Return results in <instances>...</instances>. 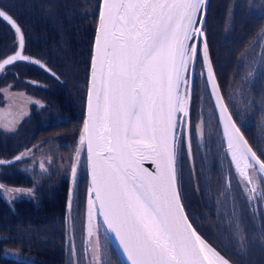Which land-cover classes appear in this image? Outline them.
<instances>
[{
    "label": "snow or ice",
    "instance_id": "obj_1",
    "mask_svg": "<svg viewBox=\"0 0 264 264\" xmlns=\"http://www.w3.org/2000/svg\"><path fill=\"white\" fill-rule=\"evenodd\" d=\"M206 12V0H100L86 118L71 174L75 184L86 145L89 223L95 210L130 264H230L193 228L182 203L178 162L185 146L191 158L192 133L189 129L186 139L188 121L183 118L189 115L185 108L190 99L185 76L189 62L193 75L197 59L206 69L201 75L216 96L239 176L245 177L255 165L264 172V161L232 117L225 116L228 109L216 95L219 85L206 38L202 48L197 46L204 37ZM0 18L15 30L23 49L21 27L2 9ZM28 59L16 51L3 59L0 69ZM201 128L197 125L196 132ZM145 161L154 170L144 167ZM40 167L44 169V164Z\"/></svg>",
    "mask_w": 264,
    "mask_h": 264
},
{
    "label": "rangeland",
    "instance_id": "obj_2",
    "mask_svg": "<svg viewBox=\"0 0 264 264\" xmlns=\"http://www.w3.org/2000/svg\"><path fill=\"white\" fill-rule=\"evenodd\" d=\"M11 1L15 2L16 0ZM6 2L7 0H0V8L4 7ZM210 2L211 0L209 1V4ZM214 3L215 4L213 12L210 19L211 31L208 28L204 29L205 34L203 37V41L206 38L207 42V33L212 32V39L210 42L213 43V46L210 49L208 42L207 46L211 63L214 67V70L216 71L215 74L218 75L217 79L220 85L221 94L224 97L225 104L226 106H228L231 116L234 118L237 126L242 129L243 134L245 138H247L249 144L251 143L250 145L255 148L254 151L257 152L258 149L259 154L264 158V155L262 154V151L264 149V88H262V86H259L258 90H262L263 93H259L260 90L257 93V90H255L256 95H253L250 99V96L248 94H242L241 82L244 80V75L242 73L243 71L238 72L235 70L234 72L232 69L235 58V53L233 52V50L237 53L242 51V53L245 54V57H248L250 55V51H248L247 49H253L256 43L257 34L261 32L262 28H264V0H214ZM208 11L204 18L205 27ZM223 11L227 13L225 16V20H223L222 18L221 30H218L214 26V15H218ZM234 16L235 18L240 19L237 25L241 28L244 26H256L259 30L256 35L253 34V37L250 38L249 35L243 34L246 36L243 42L233 39L234 45L231 46L229 41L226 40V38L228 37L227 31L223 29L224 27L226 28L228 25H230V19H233ZM199 41L200 42L198 43V48H202L203 42L200 39ZM192 42L193 41H189L190 44ZM195 64L196 68L194 71V79L192 82L193 87L189 93L190 99L185 101V108L189 111V115L187 117H183L188 121V124L185 128L190 129L192 133L190 138L191 158H189L187 146H185L182 150V155L178 162V175L180 178L181 197L183 205H185L187 215L191 217L194 227H196L199 235L203 237V239L210 247L219 252L222 256L229 260L230 264H232V259L230 260V258H233V255H231L232 244L239 247V239L242 235V230L240 231L239 227H236V225H234L235 220L233 219V211H225L226 204L223 201L222 197L224 194L223 187L219 186V188L217 189H212L213 196L211 197L212 199L209 200L208 204H210L213 209L209 210V212H202V210H205V205L207 207V204L204 205V203H206L207 201V197L202 193L203 184L201 182L212 181L213 177H215V166L221 167L220 165H222V167H228L227 169L232 173H234L235 171L226 152L224 139H222L221 129L219 128L218 117L214 112V108L212 107L210 98L206 95V92V97L203 96V84L206 79L201 75V73L204 72V65L200 59H197ZM191 65V62H189V70L185 73L186 78H189V80V71L191 69ZM245 84L253 92L252 85L249 83V80H247ZM226 88H228L227 91ZM80 92V89H78L77 100H75L74 104L72 105L74 109L71 113L73 114H71L70 112H64V114H62L63 121H67L71 117H73V121H71L69 124H65L64 129L63 127H61L56 131H50V133L60 132L64 137H66L71 134V132L77 129L75 145L69 143V147H67L66 144L68 139H66V142L64 143L63 140L65 138H53L52 136H49L50 133L43 134L41 139L33 141L34 143L32 145L29 142V140L32 139L29 132H32L34 127H32L31 125L35 123L37 117H35L33 123L30 122V126L27 123L23 125V127L21 128V134L9 135L13 130L18 129L19 126H12L11 121L16 113H9V109L7 108L3 115H0V152L2 151L3 153L4 150L12 151L15 149H19V145H22L23 143L24 146L22 147V149L31 148L32 150L31 153L27 154V156L32 160V163L27 167V171L34 174L36 181L43 180L45 173L49 174L55 171H57L59 177H66L68 190L66 197L67 218L65 220L69 224L70 217L72 216L73 218L82 221V245L80 246L79 251L80 253H82L80 255H82L83 257L81 258L80 264H117V261L115 259L113 260V257L103 250L102 241L107 242V244L109 241L94 211L91 223L92 232L89 238H87L85 232L88 222L87 201L89 190L85 147L80 154V163L77 167L75 184H73L72 180L71 167L76 162V149L79 147V136L83 128L86 113L85 107H83L87 93L86 86L84 88V93L80 94ZM183 94L184 88L182 87V95ZM248 100L254 101L258 105L253 104L252 107V104ZM81 106L82 109L84 108L83 116ZM32 108H34L35 110L34 106H32ZM32 112L33 109H31L29 113L30 116ZM37 113L38 111H36L35 114ZM179 115L182 114H178V116ZM46 117L47 116L43 115L42 117H39V120L43 121V119H45ZM2 118L3 122L1 121ZM197 125L202 126L200 133L196 132ZM25 128L28 129L25 130ZM4 130L6 131L5 135L3 134ZM186 135L187 133L185 130V136ZM51 138L56 140L51 141ZM25 146L28 147L25 148ZM200 149L203 150V152L200 151ZM34 151L35 153L33 155ZM16 153L17 151H13L11 155L4 154V156L6 158H12ZM41 163L44 164V169L46 170L41 169ZM225 163L227 164V166L225 165ZM18 166L19 164L8 165V169L17 168ZM252 170L257 174L256 170ZM224 171H226V169H224ZM220 179L221 176L219 174L218 180L216 182H219ZM17 180L21 181L19 177H17ZM235 180L237 181L236 176ZM39 184L41 186L40 182ZM238 186L241 190L239 183ZM61 187V184L54 186V184H49V182H46V184L41 186L42 191L38 193L35 192V194H33L28 189H26V192L20 195L14 194V196H12L8 193L7 197H12L13 199L11 202L9 201L11 205H7L12 207L14 205V199H17V201L30 199L37 202H39V200L46 196H55L56 199L57 195L54 194L57 191L59 192L61 190ZM259 188L262 192L264 191V181H260L258 190ZM60 194L63 193L61 192ZM70 197L71 207H69ZM3 203H5V200H0V218L2 216V213H4V210H2ZM4 208L5 211L9 210L5 206V204ZM9 212L12 213L14 217H21V215H18V213H16L18 212L17 210H14V212L9 210ZM238 231H240V233ZM9 233L10 236L14 237L23 235V232ZM74 240L77 242V239L75 237ZM104 244V247L106 249L107 245L106 243ZM29 245H32L34 247L38 246L37 244ZM71 246L73 247V244ZM76 250L78 251V249ZM226 251H228L229 253H226ZM74 252H72V254L76 259L77 255H74ZM21 255H23V253H21ZM25 256L28 255L26 254ZM69 261L72 262L71 257ZM78 261L79 259L77 258L75 264H77ZM258 264L263 263L260 261Z\"/></svg>",
    "mask_w": 264,
    "mask_h": 264
},
{
    "label": "trees",
    "instance_id": "obj_3",
    "mask_svg": "<svg viewBox=\"0 0 264 264\" xmlns=\"http://www.w3.org/2000/svg\"><path fill=\"white\" fill-rule=\"evenodd\" d=\"M20 2L23 3V13H20L18 10ZM99 2L100 0H16L15 2L9 0V5H14V7H16L15 18L17 19L18 25L20 26L22 21L25 20L27 28L30 30V33L26 37L27 44L25 46V53L29 55V53H32L30 50L31 48L38 47L39 53H33L40 54L43 51L44 53L41 56L51 60L55 70H57L59 62L62 59L66 60L67 65L65 73L70 77L72 76V70L76 72L75 68L81 65L82 58L85 59V61H88L89 64L88 57H90V46L92 45L94 38L93 35L98 17L97 13L99 10ZM214 4V0H211L208 7L209 11L206 17V27H204V29H210V19ZM1 9L3 10V7ZM226 13L227 12L223 11L218 15H214V26L218 30H221L222 18L225 20ZM239 21L240 19L235 18L234 16L233 19H230V25H228L226 28L224 27L223 29L227 31L228 37L226 40L229 41L231 46L234 45L233 39L242 42L240 37L243 34L249 35L250 38L253 37V34L256 35L259 30L256 26H244L241 28L237 25ZM39 28L45 29L47 32L41 30L36 32L32 31ZM260 35L264 36V28L261 30ZM243 36L245 37V35ZM211 39L212 32L207 33V42L210 49L213 46V43L210 42ZM11 40L14 42L13 38H11ZM5 42L6 40L0 39V58L4 56L3 53H6L5 51H1ZM233 52L235 53V58L232 69L234 72L235 70L238 72L243 71L242 73L244 75V80L241 82L242 94H248L251 99L253 95H256L255 90H257V93L260 90H258V84L260 80L258 77L260 73L264 74V64L261 63L256 69H254L255 64L252 66L249 62V59L245 60L242 51L237 53L233 50ZM71 60L74 66L72 70H70V67H68ZM24 68L25 67L23 66H20L19 69L16 68V72H18V76L20 78L29 75L27 72H22ZM245 68H247L246 72L248 74L252 73L251 78H246L247 73L245 74ZM10 78H13V76L8 75L2 78V84L4 87L9 84L8 81ZM14 79L15 78L12 80ZM247 80H249L251 85L256 87L258 86V88L255 89L252 86V92L245 84ZM204 90L208 96L206 85H204ZM259 93H263L262 90H260ZM203 96H205V94ZM56 101L61 107L64 106L63 100L61 98H58ZM248 101L252 104V107L253 104L258 105L254 101ZM23 146V143L22 145H19V150H22ZM28 146H25V148ZM257 154L260 159L264 160L263 156L260 155L259 152ZM262 154L264 155V149ZM214 168V181L216 182L218 180L219 174L221 179L215 184L212 183V181L204 182L202 180L205 185L202 187V193L207 197V201L204 203V205L207 204V207L205 205V210H202V212H209V210L213 209L210 204H208L209 200H211V197L213 196L212 189H217L219 186H221V184H226L224 182V175L221 174V169H219L217 166ZM229 176L230 173L227 174V178ZM232 182L234 183V185H232V189L235 194H226V185L221 186L224 188L223 201L227 202V204H229L231 207L232 203L234 204V206L231 208L233 211L232 214H234V225H236V227L238 226L240 231L242 230L243 236H240L238 245L239 247L232 244L231 255H233V258H230V260L232 259L231 261L234 264H258L260 261L264 264V206L258 207V210H255L257 208L255 206H257L258 202L262 200V196L264 197V191L256 197V200L248 202L244 196V193L239 189L234 175ZM66 188V184L65 186L62 185L61 192L63 194H57L56 199L55 196L43 197L41 200H39V202L25 199L20 200L14 205V207H10L6 203H3L2 210H4V213H2L0 218V247L7 246L13 249L18 248L21 253L28 255L24 259V262L29 261V264L71 263L69 261L71 257L70 251L66 249ZM263 201L264 198L260 203ZM4 204L9 210L13 212L14 210H17L18 212L16 213L21 215V217H14V215L10 213L9 210L5 211ZM231 210L226 209L225 211L231 212ZM9 231L11 233L23 232V235L19 237L13 236L11 238L10 235L7 234ZM240 231L238 232L240 233ZM29 244H37L38 246L34 247ZM3 249L4 248H2L1 251H3ZM226 253L229 252L226 251ZM72 263L74 264L73 261ZM6 264L24 263L8 262Z\"/></svg>",
    "mask_w": 264,
    "mask_h": 264
},
{
    "label": "flooded vegetation",
    "instance_id": "obj_4",
    "mask_svg": "<svg viewBox=\"0 0 264 264\" xmlns=\"http://www.w3.org/2000/svg\"><path fill=\"white\" fill-rule=\"evenodd\" d=\"M18 7H19L18 8L19 12L23 13L24 7H23L22 2L19 3ZM3 10L6 11L9 15H11V17L17 23V19L15 18L16 7H14V5L10 6L9 0H7L5 6L3 7ZM20 27L22 29L23 36L25 39V45H24V48L22 49L23 50L22 55L27 56L29 59L28 60H17L16 63L9 65L8 68H6L2 73H0V113H2L3 115V113L7 110V108L9 109V113L11 114L16 113L11 123H12V126L14 127L19 126V127L18 129L13 130L9 135L21 134L22 132L21 128L23 127V125L27 123L30 126L31 123L34 122L35 117H37L35 123L31 125L32 127H34L32 132H29L30 137L32 138L29 140V142L33 145L34 143L33 141H37L41 139L43 134H49L51 130L56 131L61 127H63L64 129L65 124H69L71 121H73V117L69 118L67 121L65 120L63 121L62 114H64V112H70V113L72 112V110L74 109L72 105L74 104V101L77 100V90L80 89L81 91L80 94H83L85 86L87 88L88 75L90 71L89 67H90V62H91V54H92V49H93L92 47L93 42H92V45L90 46L91 53L89 52L90 57H88L89 64H88V61H85V59L81 57L82 58L81 65L79 67H76L75 68L76 72H74V70H72L74 66L71 60L69 62L68 67H70V70H72V76L69 77L65 73L66 65H67L66 60L62 59L59 62V66L57 70H55L53 68L52 61L41 56L44 53L43 51L40 54L33 53V52L39 53L38 47L31 48L30 50L32 51V53H29V55L25 53V46L27 44L26 37L30 33V30L27 28V24L25 20L22 21ZM39 30L47 32V30L41 29V28L35 29L32 31L36 32ZM245 37L241 36L240 40H242L243 42ZM257 37H256V43L253 49H247L248 51H250V55L248 57H245V54L243 53L244 58L249 59V62L252 66L253 64H255L254 69H256L259 64L261 63L264 64V36L260 35V32H259L257 34ZM11 38L14 39V42L11 40ZM0 39L6 40V42L4 43L2 47V50L5 51L6 53H3L4 56L0 58V61H1L3 58L5 57L7 58V56L15 54V52L17 51L16 47L19 42V40L17 39V34L15 33V30L11 27V25H9L7 22H4L2 19H0ZM32 61H39V63H33ZM40 65H44V67H41ZM20 66L25 67L22 70V72L29 73L28 76H24L22 78L18 76V72H16V68L19 69ZM246 70L247 68L245 69V74L247 73ZM53 73L55 75H53ZM251 74L252 73L250 74L247 73L246 78H251ZM8 75L13 76V78L15 79L12 80L13 78H10V80L8 81L9 84L6 85V87H4L2 84V78ZM258 79H260L258 86H262L264 88V74L260 73ZM258 86L257 87L253 86V87L256 89L258 88ZM227 89L228 88H226V91ZM226 91H225V94H226ZM58 98H61L63 100V103H64L63 107H61L59 103H57L56 100ZM37 101L39 103H36ZM32 106L35 107V110L34 108H32ZM83 107H85V102H84ZM31 109H33V112L31 113V116H30L29 113ZM36 111H38L37 114H35ZM81 111H82V116H83L84 108L82 109V106H81ZM43 115L47 117L43 119V121H40L39 117H42ZM1 121L3 122V118L1 119ZM32 127H29V128H32ZM27 129L28 128H25V130ZM76 133H77V129L71 132V134H69L66 137H64L63 134L60 132L50 133L49 136L50 137L52 136L53 138L54 137H58V138L61 137L62 139L65 138L63 140L64 143L66 142V139H68L66 146L69 147L68 146L69 143L72 145L73 144L75 145L76 135H77ZM3 134L4 135L6 134L5 130ZM54 140L56 139L51 138V141H54ZM29 150H31V148H26L22 150L15 149L12 151L4 150L3 153L2 151L0 152V160L9 161V160L14 159L12 164H19L17 168H12V169H8V165H12V164H7V163L0 164V182H1L0 185L4 186L3 189H0V200L4 199L6 204L11 205L9 201L11 202L13 199L12 197L11 198L7 197L8 193L11 194L12 196H14V194L20 195L26 192V189H28L33 194H35V192L38 193L42 191L41 186L46 184V182H49V184H54V186H57L59 183L63 186H65L66 184V187L68 185L67 178L62 177V176L59 177L57 171L53 173L51 172L49 174L45 173L43 180L36 181L34 174L27 171V167L32 163L31 158L25 155L20 160L15 159V157L18 155H21L24 153H27V154L31 153L32 150L31 151ZM13 151H17V153L12 158H6L4 156V154L11 155ZM35 151L33 152V155ZM200 151L203 152V150L201 149ZM225 165L227 166L226 163ZM220 166L221 167H219V169H221L220 171H222L223 169L221 174L224 175V179H225L224 182L226 183V184H221V186L226 185L225 186L227 188L226 194L228 193L235 194L232 189V185H234V183L232 182L233 180L232 172L227 169L228 167H222V165ZM224 169H226L227 172H225ZM228 172L230 173V176L227 178V174H229ZM17 177H19L21 181H18ZM39 182L41 183V186ZM201 183L203 184V187H204L205 186L204 183L203 182ZM212 183L214 184L216 183L214 181V177L212 179ZM59 193H61V190L59 192L58 191L55 192L54 195H57ZM263 198L264 197L262 196V200ZM261 201H259L258 205L255 206L257 207L255 210H258V207L264 206V201L260 203ZM18 202L19 201H17V199H14V204H17ZM225 204H226V209L228 210H231V208L234 206L233 203H232V207L229 204H227V202H225ZM81 222H82L81 220L79 221L76 218H73L71 216L70 222H69L70 225L68 226V229H67L70 239H69V246L68 248L66 247V249L70 251L71 257H73L72 252L75 251L74 254L77 255V258L79 259L77 264H80L81 258L83 257L82 255H80L82 253H80L79 251V248L82 245V242H81L82 223ZM90 231H91V227H90ZM9 232H7L8 235H10ZM91 232H90V235H91ZM86 235H87V232H86ZM10 237L12 238L13 236H10ZM74 237L77 239V242L74 240ZM102 242H103V250L107 252L108 254H110L113 257V260L115 259L117 261L116 262L117 264H121L119 263L116 252L113 251L110 242H108V244L105 241H102ZM104 243H106L107 245L106 249L104 247L105 246ZM72 244H73V247L71 246ZM2 248H4L3 251H1ZM76 249H78V251ZM8 262L9 263H19L20 262L24 264H29V261L24 262V259L21 256V251L18 248L13 249L7 246L0 247V264H6ZM69 264H73V263L71 262Z\"/></svg>",
    "mask_w": 264,
    "mask_h": 264
},
{
    "label": "water",
    "instance_id": "obj_5",
    "mask_svg": "<svg viewBox=\"0 0 264 264\" xmlns=\"http://www.w3.org/2000/svg\"><path fill=\"white\" fill-rule=\"evenodd\" d=\"M209 1L210 0H206V10L207 11H208L207 7H208V4H209ZM204 18H205V16H204ZM96 25H98V21H97V24ZM203 26H204V24H203ZM95 35H96V30H95L94 36ZM94 39H95V37H94ZM199 39L203 42V37H200ZM93 44H94V41H93ZM19 51H21V50H19ZM92 54H93V50H92ZM91 57H92V55H91ZM191 64H192V62H191ZM212 67H213V65H212ZM195 68H196V64H195V67H194V71H195ZM213 70H214V68H213ZM205 71H206V69L204 67V72ZM214 73H215V71H214ZM189 75H190V80L189 81H190V91H191L192 90V87H193L192 86V82H193V79H194V75H193V64L191 65V69L189 71ZM88 80L90 81V74H89ZM89 81H88V86H87V94H88V88H89ZM215 82L218 84L216 74H215ZM206 85H207L208 94H209L210 99H211L212 107H214V112H215L216 116L218 117V123H219V128L221 129L222 139H224L225 149H226V152L228 154L229 160H231V165L234 168V171H235L234 174L236 176V179H237V181H238V183L240 185V188H241L242 192L244 193V196H245L246 200L248 202H251L252 200L254 201L255 198L259 195L258 194V191H259L258 190V187L260 186V181H264V172H261L259 170V166L258 165H255L254 168H249V169L246 170L247 171V175L245 177L241 178L239 176L238 172L236 171L235 164L232 161L231 152L229 151L228 139H227V137L224 134V122H223V119L221 117V112H220V108L218 107V103H217V100H216V96H214L212 94V89H211L210 85H208L207 83H206ZM87 94H86V99H87ZM216 95L221 96L223 98V104L226 106L225 101H224V97L221 94L220 85H219V91H218V93ZM85 102H86V100H85ZM226 107H227L228 111L225 114V116H227V115H230L231 116V113L229 111L228 106H226ZM85 112H86V105H85ZM85 118H86V113H85ZM232 121L236 124V122H235V120H234L233 117H232ZM236 127H237V125H236ZM237 128L240 129V127H237ZM185 130H186V133H187L189 129L188 128H185ZM240 133L244 137L243 132H242L241 129H240ZM186 139H187V135H186ZM244 140L247 141V139L245 137H244ZM247 143H248V141H247ZM248 145L251 146L249 143H248ZM253 151H254V149H253ZM85 156H86V167H87L86 145H85ZM13 161L14 160H12L10 162L4 161V163L11 164ZM261 161H263V160L261 159ZM252 163L255 164L254 161ZM144 167H148L150 170H154V166L150 165V163L147 162V161H145ZM252 169L256 170L257 171V174ZM87 177H88V183H89V187H90V185H91V176H90V173H89L88 168H87ZM259 178H261V179H259ZM249 180L251 181L250 183L248 182ZM182 203H183V201H182ZM183 206H184L185 213L187 214L186 209H185V205H183ZM94 212L96 213V217L100 221L101 226H102L103 230L105 231L106 236L108 238V241H110L111 246H112L114 252H116V255L118 257L119 262L121 264H130V262L127 260V255L125 253H123V249L120 247L119 241L116 239L115 234L113 232H111V231L108 230L107 225L104 223L103 217L102 216H99L98 213L95 210H94ZM92 216H93V212H92ZM92 216H91V222L90 223H89V219L87 217V221L88 222H87V225H86V232H87L88 237L90 236V232H91L90 231V227H91V223H92ZM188 218H189V222L192 224L189 216H188ZM192 226H193V224H192ZM193 228L197 231L196 227L193 226ZM197 233H198V231H197ZM202 239H203V237H202Z\"/></svg>",
    "mask_w": 264,
    "mask_h": 264
},
{
    "label": "bare ground",
    "instance_id": "obj_6",
    "mask_svg": "<svg viewBox=\"0 0 264 264\" xmlns=\"http://www.w3.org/2000/svg\"><path fill=\"white\" fill-rule=\"evenodd\" d=\"M24 45H25V39H24L23 48H24ZM16 48H17V51H19V50L23 51L22 49H20V48H19V42H18V45H17V47H16Z\"/></svg>",
    "mask_w": 264,
    "mask_h": 264
}]
</instances>
